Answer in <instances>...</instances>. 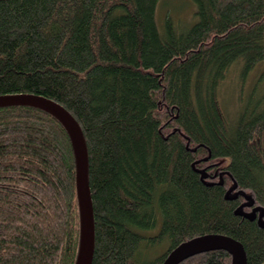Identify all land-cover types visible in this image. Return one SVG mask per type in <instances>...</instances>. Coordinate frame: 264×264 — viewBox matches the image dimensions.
<instances>
[{
	"label": "trees",
	"instance_id": "obj_1",
	"mask_svg": "<svg viewBox=\"0 0 264 264\" xmlns=\"http://www.w3.org/2000/svg\"><path fill=\"white\" fill-rule=\"evenodd\" d=\"M162 1L0 0V95L53 99L84 131L92 264H163L206 234L264 264V68L232 117L219 99L230 70L264 61V0H193L186 26L159 24ZM80 239L68 130L0 107V264H75ZM232 263L209 249L178 264Z\"/></svg>",
	"mask_w": 264,
	"mask_h": 264
},
{
	"label": "water",
	"instance_id": "obj_2",
	"mask_svg": "<svg viewBox=\"0 0 264 264\" xmlns=\"http://www.w3.org/2000/svg\"><path fill=\"white\" fill-rule=\"evenodd\" d=\"M29 105L41 108L59 119L68 130L76 158V182L81 219L80 249L75 264H92L95 250L94 210L89 184V157L83 130L73 114L61 103L40 94L0 95V107ZM225 249L233 255L232 264H247L242 243L224 234H206L184 241L168 255L163 264H178L192 253Z\"/></svg>",
	"mask_w": 264,
	"mask_h": 264
},
{
	"label": "rangeland",
	"instance_id": "obj_3",
	"mask_svg": "<svg viewBox=\"0 0 264 264\" xmlns=\"http://www.w3.org/2000/svg\"><path fill=\"white\" fill-rule=\"evenodd\" d=\"M196 5L193 0H163L159 6L157 17L160 25H163L164 18L171 15L176 25L186 26L196 19L192 11ZM193 15V16H192ZM193 17V21L192 20ZM264 68V61L256 65L248 74L244 75L242 65L237 66L235 71L230 70L226 75L219 91L220 105L223 112L228 116H233L239 106L240 97H246L255 87L258 76ZM164 246L154 249L160 252Z\"/></svg>",
	"mask_w": 264,
	"mask_h": 264
},
{
	"label": "bare ground",
	"instance_id": "obj_4",
	"mask_svg": "<svg viewBox=\"0 0 264 264\" xmlns=\"http://www.w3.org/2000/svg\"><path fill=\"white\" fill-rule=\"evenodd\" d=\"M74 116V115H73ZM84 132V131H83ZM90 191H91V189H90ZM91 199H92V196H91ZM95 215V214H94ZM204 252V251H203Z\"/></svg>",
	"mask_w": 264,
	"mask_h": 264
}]
</instances>
